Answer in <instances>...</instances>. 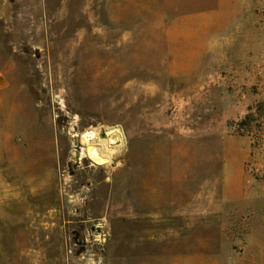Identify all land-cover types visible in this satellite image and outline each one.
I'll return each instance as SVG.
<instances>
[{"label":"rangeland","instance_id":"rangeland-1","mask_svg":"<svg viewBox=\"0 0 264 264\" xmlns=\"http://www.w3.org/2000/svg\"><path fill=\"white\" fill-rule=\"evenodd\" d=\"M202 1L0 0V264H264V0L222 11L233 68L174 75L166 23Z\"/></svg>","mask_w":264,"mask_h":264},{"label":"crops","instance_id":"crops-1","mask_svg":"<svg viewBox=\"0 0 264 264\" xmlns=\"http://www.w3.org/2000/svg\"><path fill=\"white\" fill-rule=\"evenodd\" d=\"M237 0H203L197 4L196 10L191 13L169 19L165 26L169 51L172 54L170 68L174 75L177 71L190 69V55L201 50L206 54L207 60L221 55V64L226 69L233 68L228 55L243 51L244 44L240 38L244 31L238 29L239 19L235 14H224L226 7H234ZM4 5L0 3V11ZM187 20H190L187 23ZM228 22V24H225ZM232 23V24H231ZM241 36V37H240ZM203 40V41H202ZM255 44L260 45L259 38L252 37L248 46L254 51ZM209 61V60H208ZM214 64V62H212ZM226 77V76H225ZM6 75L0 67V93L6 88Z\"/></svg>","mask_w":264,"mask_h":264},{"label":"bare ground","instance_id":"bare-ground-1","mask_svg":"<svg viewBox=\"0 0 264 264\" xmlns=\"http://www.w3.org/2000/svg\"><path fill=\"white\" fill-rule=\"evenodd\" d=\"M118 132V134H112ZM120 134V129L117 128L116 130H114L113 128H107L105 130V132L102 134L103 136L98 137L99 135H101V129L97 128L94 131H90V132H86L84 134H82L81 137V142L86 143V147L90 146L91 142H90V137L91 138H96V143L94 145V148L92 149L94 152V156H99L101 158H109L111 155H115L117 153V150L114 149L115 147L112 146L111 144L114 142L113 137L115 135L119 136ZM110 137V141H107L106 139L104 140L103 138L106 137ZM103 137V138H102ZM76 156H78L76 158V162L79 163V161L82 159L83 154H80V151L77 152Z\"/></svg>","mask_w":264,"mask_h":264},{"label":"trees","instance_id":"trees-1","mask_svg":"<svg viewBox=\"0 0 264 264\" xmlns=\"http://www.w3.org/2000/svg\"><path fill=\"white\" fill-rule=\"evenodd\" d=\"M251 118H252V115H251V113H249V114L246 115V117L244 118L243 122L250 121Z\"/></svg>","mask_w":264,"mask_h":264},{"label":"water","instance_id":"water-1","mask_svg":"<svg viewBox=\"0 0 264 264\" xmlns=\"http://www.w3.org/2000/svg\"><path fill=\"white\" fill-rule=\"evenodd\" d=\"M79 149H80V147L78 146V147H76V151L78 152L79 151Z\"/></svg>","mask_w":264,"mask_h":264}]
</instances>
